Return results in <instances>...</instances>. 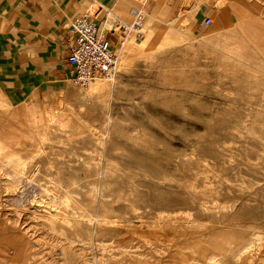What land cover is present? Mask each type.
I'll return each mask as SVG.
<instances>
[{
    "label": "rangeland",
    "instance_id": "obj_1",
    "mask_svg": "<svg viewBox=\"0 0 264 264\" xmlns=\"http://www.w3.org/2000/svg\"><path fill=\"white\" fill-rule=\"evenodd\" d=\"M182 4L115 13L145 26L112 36L110 94L45 79L11 104L0 88V264H264L258 33L200 28Z\"/></svg>",
    "mask_w": 264,
    "mask_h": 264
},
{
    "label": "crops",
    "instance_id": "obj_2",
    "mask_svg": "<svg viewBox=\"0 0 264 264\" xmlns=\"http://www.w3.org/2000/svg\"><path fill=\"white\" fill-rule=\"evenodd\" d=\"M90 1L100 9L96 18L100 31L110 37L114 34L107 31L109 18L118 12L126 16L133 8L132 0H0V88L7 101L26 102L45 79L54 86L73 79L67 62L71 29ZM181 1L176 0L177 13L179 8L183 11ZM219 1L225 3L217 12L212 3ZM244 1L193 0L196 23L203 29L218 26L224 33L236 30L245 39L257 32L255 41L264 56V0L255 5L254 12ZM206 17L212 20L210 26L204 25ZM116 19L121 20L115 15ZM6 27H10L7 34ZM43 35L49 39L45 41Z\"/></svg>",
    "mask_w": 264,
    "mask_h": 264
},
{
    "label": "built area",
    "instance_id": "obj_3",
    "mask_svg": "<svg viewBox=\"0 0 264 264\" xmlns=\"http://www.w3.org/2000/svg\"><path fill=\"white\" fill-rule=\"evenodd\" d=\"M212 20H204L210 26ZM110 33L116 30L124 37L135 33L138 39L144 38L145 18L137 12L130 21L114 20L111 22ZM67 62L73 69V84L82 89L87 88L97 79H112L115 76L118 59L114 51L112 37L100 31L96 18L90 13L83 14L72 25Z\"/></svg>",
    "mask_w": 264,
    "mask_h": 264
},
{
    "label": "bare ground",
    "instance_id": "obj_4",
    "mask_svg": "<svg viewBox=\"0 0 264 264\" xmlns=\"http://www.w3.org/2000/svg\"><path fill=\"white\" fill-rule=\"evenodd\" d=\"M90 88V96L92 97H96L98 94H110V90H111V85H108L107 83H103L99 80H94L91 82V84L89 85ZM90 96H86L87 98H89ZM84 98V97H83ZM85 99V98H84ZM84 102H86L84 100ZM109 102V101H108ZM87 104V103H86ZM88 105V104H87ZM96 105V104H95ZM92 109V108H91ZM3 133V135L5 134V132H1V134ZM0 134V136H1ZM2 137V136H1ZM6 137V136H5ZM8 138V137H6ZM3 140V139H2ZM9 140V139H7ZM6 142V141H5ZM1 143V142H0ZM4 143V142H3ZM8 144V142H7ZM10 146V143L8 144ZM14 145V144H13ZM7 147V146H6ZM3 151V147L0 145V153H2ZM2 158V155L0 154V159ZM16 174V173H15ZM221 262V263H220ZM220 262H216L215 264H222V261Z\"/></svg>",
    "mask_w": 264,
    "mask_h": 264
}]
</instances>
